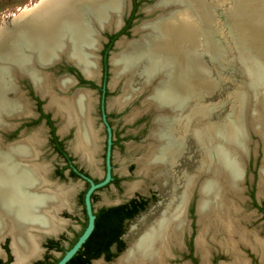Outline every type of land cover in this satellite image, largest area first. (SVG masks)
<instances>
[{"label": "bare ground", "instance_id": "bare-ground-1", "mask_svg": "<svg viewBox=\"0 0 264 264\" xmlns=\"http://www.w3.org/2000/svg\"><path fill=\"white\" fill-rule=\"evenodd\" d=\"M43 1L46 0H42L41 3ZM215 1L220 4H212L209 0H159L155 7L164 13L135 30V33H142L140 39L118 41L117 47L122 51L113 54L111 58L113 72L111 86L116 87L119 81L126 78L125 95L115 100L112 106L123 110L133 99L150 91L140 113L156 109L171 115H157L154 121L157 128L151 136L155 143L137 148L144 152L143 157L137 161L139 165L137 174L147 177L154 175L157 179L166 178L169 176V168L179 164L178 161L185 152V143H181L182 137L176 140L178 124L184 127L185 135L195 136L203 151L199 176L197 174L187 177L180 197L173 196L164 210L152 221L149 218L142 221V231L129 244L126 252L112 264H166V260L172 256L173 248L182 245L187 228V206L201 174L208 175V178L201 184L199 191L197 214L201 229L197 238L198 249L205 252L206 258L209 253L204 236L220 218L221 213L223 218L218 221L223 224L225 230L227 229L230 234L239 233L240 239L244 243L248 242L242 230L231 222L232 211L235 212V208L230 200L225 198L226 193L236 195L243 190L241 184L244 181V161L242 158L240 160V154L248 152L243 138V113L246 104L243 95L238 90L235 116L214 126L209 127L201 122L194 126L197 123L196 115L199 116V121H205L209 115L205 106L196 107L191 112L185 110L189 99L199 104L215 92V88L208 87L210 82L207 80L204 62L198 59L199 56L204 58L205 54H210L213 58L223 55L222 40H227L224 39L221 29L220 10L224 0H213ZM231 1L233 6L228 12L227 25L230 27L232 41H235L240 54L260 60L264 65V0ZM153 9L149 12L152 13L155 10ZM62 13L55 7L53 9V4L40 6L38 2L30 8L22 9L11 18L12 21L0 27V56L19 60L21 55L15 52V47L21 42V34L24 32L36 35L40 40L51 37L55 32L58 36V31L62 28L60 19L70 16H61ZM122 18L123 8L118 2L117 11L113 16L115 20L111 17L110 24L119 23ZM74 37L76 49L73 55L79 61V67L89 79L97 78L99 62L97 64L95 52L100 49L98 40L90 32L84 34L78 32ZM82 45L85 49H80ZM42 57L45 58V55ZM217 60L220 63L224 62L223 57ZM260 70L264 71V68L261 67ZM22 71L32 78L42 95L50 93L52 83L43 78L41 73H34L26 65H23ZM15 74V70L9 67H0L1 129L4 128V118L28 114L27 105L18 97L20 92L9 85L8 80ZM135 83L140 87L135 88ZM70 85L71 81L68 79L58 82V86L63 89ZM9 91L14 92L16 96L9 98L7 96ZM83 93L77 95L72 103L50 93L51 100L47 107L53 109L56 116H62L64 125L61 131L72 124L77 125V143L74 150L93 163L97 150V135L87 120L90 94ZM258 96L260 95L256 98ZM261 112L259 108H254L252 114L257 118L256 125L259 129L257 127L256 130H260L264 137V124L258 122L264 120L262 117L264 114ZM140 113L133 115L130 121ZM34 147L35 143L30 142L16 143L3 148L0 142V232H3L4 228L11 230L10 225L15 232L26 227L27 230L56 233L62 227V222L57 221L52 212L68 204L67 193L59 191L58 186V191L52 189L51 187L55 186L48 182L46 184L49 188L38 192V187L44 184L40 176L43 172L40 168L36 171L34 167L35 170L26 167L28 161L35 155ZM260 174L261 187L264 188V167ZM142 185L131 184L128 194L143 190ZM177 198L179 200L176 202ZM221 207H224V212L219 211ZM214 216L217 218L213 219ZM37 237L35 235L22 239L15 235L12 243L16 256L15 264H28L30 259L41 255ZM256 244L264 255V241H256ZM225 246L229 251L235 252L234 246L228 243ZM254 250H257V247L254 246ZM238 257L232 264H244ZM95 264L103 263L99 261Z\"/></svg>", "mask_w": 264, "mask_h": 264}, {"label": "rangeland", "instance_id": "rangeland-1", "mask_svg": "<svg viewBox=\"0 0 264 264\" xmlns=\"http://www.w3.org/2000/svg\"><path fill=\"white\" fill-rule=\"evenodd\" d=\"M39 0H0V27L8 24V21L11 20L12 17L16 16L20 13L22 9L30 8L36 4ZM159 0H139V11L137 13V19L134 20L132 28L129 32L124 35L127 41H135L140 39L142 33H135V30L139 28L143 23L157 19L160 15L164 13V11H159L158 9H153L156 6V3ZM226 1V2H225ZM212 4H218V1L213 2V0H209ZM231 0H224V4L221 8L220 18L221 19V29L223 30L224 39L222 40V48L223 53L226 51L227 55H233L232 45L228 42V36L231 38L230 27L228 24V12L231 10L233 4L230 3ZM220 4V3H219ZM153 9L154 11L150 13L149 11ZM170 10V9H169ZM168 10V11H169ZM167 11V12H168ZM224 11V13H223ZM161 12V13H160ZM160 13V14H159ZM128 13L125 17V20L128 18ZM228 28V31L226 30ZM229 34V35H228ZM107 37V36H106ZM222 39V38H221ZM121 40V39H120ZM119 40V41H120ZM228 42V45H225ZM102 43V48L100 51H96L97 59L99 60L100 65V76L96 81L97 84H100L101 76H102V64H101V51L103 50L104 44ZM229 47L232 51L229 50ZM122 50L119 48H114L110 54V59L113 57V54H118ZM100 59H99V57ZM97 60V64H98ZM226 59L223 57L224 62L229 63V61H225ZM111 63V61H110ZM209 63V61H208ZM223 63V62H221ZM112 65V64H111ZM110 65L109 77H108V97L106 99L108 112L113 115L111 119V127L114 133H118L124 138V141L119 145L112 147L110 150V158L109 165L112 168V172L120 178L121 184L120 187H115L114 185L103 186V189H100L96 193V198L94 201L95 208L100 206L110 205L117 202H125L134 197H147L151 198L152 202L148 206L147 210L139 215L135 220L128 223L126 228V234L124 237V241L126 243V249H128L129 244L137 237L139 232L142 231V221L146 218H149L152 221L156 216H158L166 207V205L170 202L173 196L180 197L183 192L185 182L187 177L195 176L201 171L202 161H203V151L200 145L198 144L197 139L192 134L185 135L184 127L181 124L177 126V132L175 134L176 140L183 138L181 143H185V152L181 156L178 161V165L176 167L169 168V176L158 178L152 176H144L138 175L137 171L139 169V165L137 161L141 159L144 155V152L141 150H137L139 147H146L150 143H155L151 138L153 131L156 129L154 125V119L157 116V113L154 110H150L144 113H140L143 110V104L145 99L148 98L149 92H144L139 95L137 98L133 99L130 104H128L123 110H120L117 107L112 106L113 102L118 98L125 95L124 86L126 83V78H123L119 81L116 87H112V66ZM61 66V65H60ZM59 66V67H60ZM211 66V65H209ZM232 66V65H230ZM235 67V71L230 73L228 71H224L223 73V84L219 87V82L217 79L218 75L213 70V75L208 76L207 80L210 82L208 87L214 89L215 92L208 96L206 99L198 102L193 101L191 106L187 108V111L191 112L196 107L205 106V110H207V114L205 121H199V116H195V121L197 123L194 126L199 125V123L207 124L209 127L219 124L231 116H235L237 113L236 110V94L238 89H242L244 85V78L238 71L237 66ZM213 68V66H212ZM56 70L58 67L55 68ZM53 69V70H55ZM215 77V78H213ZM98 78V77H97ZM96 78V79H97ZM29 82V81H28ZM217 82V83H216ZM20 84H24V81H21ZM154 84V83H153ZM156 85V84H155ZM135 88L140 87V85H136ZM222 87V88H221ZM139 89V88H138ZM21 90L25 92V95L22 99H24L29 105H33L30 97L23 87ZM29 97V98H28ZM18 98V97H17ZM93 99L98 101V94L96 93ZM92 100V97H91ZM93 101V100H92ZM98 108V106H96ZM95 118L97 119V130L100 131V139L101 143H99L98 131L97 132V150L96 154H94L95 164H90L85 160L82 156H75L74 152V143H66L68 151L76 160V164L79 167L85 169L89 174H91L94 178L103 179L105 176V156L108 155V149H106V138L107 131L104 126L103 121L101 120L98 110ZM185 111V112H187ZM140 113L136 116L133 121H129L133 115ZM208 119V120H207ZM252 119H248V123H250ZM59 126V124H57ZM94 125V123H93ZM10 133V132H9ZM35 134H39L41 139H47L48 133L43 130L41 125H35L30 128L27 132H23L22 135L24 137L16 136L14 140H22L27 139L30 136ZM4 139V137H3ZM72 142V141H71ZM5 143V142H4ZM10 143V142H9ZM6 143V144H9ZM23 144V143H21ZM39 156L36 160L38 164L47 166L49 169L48 179L50 183L56 184L58 187H61L66 191L70 192L69 202L71 205V210L69 212H65L63 217L68 218L69 222L66 226V230L64 234L70 239L74 237V234L77 233L80 228V221L83 220L82 208L78 204V194L84 188L82 183L77 180H65L60 181L56 178L54 171L55 168L60 167L62 165V161L57 158L56 154H54L52 147L49 143L39 144ZM1 147L4 146L1 144ZM6 148V147H5ZM248 152L240 154V160L244 161L245 159V173H244V181L241 185L243 188L242 192H237L231 194L226 193V199H229L231 204L235 208V212L232 211L231 222L235 223V225L241 229L243 234H245V238L247 239V243L243 242L239 237V233H229L225 227H223L222 223H219V219L223 218V213H221L220 218L212 224V227L209 228L208 232L204 236L205 246L208 249V255L206 258L204 257V253L202 250L198 249L197 246V238L199 236V230L201 229L200 225L194 227L195 238H196V251L195 255L199 262V264H212L215 259L217 264H232L237 256L239 261L244 262V264H250L251 253L255 254L258 259L259 264H264V255L262 249L258 248L256 241H264V216L261 212L257 210L254 206L253 201L251 199V194L254 193L256 200L259 204L264 205V188L261 187V169L264 167V143L259 135L254 134L253 131L250 130V140L247 144ZM91 166H90V165ZM110 169V167H109ZM186 173V174H185ZM260 174V176H259ZM208 178V175L201 174L198 178V182L195 186L194 191L192 192L191 198L189 200V205L187 208V216L188 211L191 207L196 206V201L199 197L200 186L205 180ZM157 179V180H156ZM140 183L143 187V190H139L137 192L128 194L129 186L132 184ZM56 189V188H55ZM198 191V193H197ZM139 192V193H138ZM129 195L128 197H126ZM179 200L178 198L176 199ZM199 200V199H198ZM224 200V199H223ZM68 201V199H67ZM198 204V203H197ZM223 203L221 202L222 206ZM239 207V208H238ZM224 207L219 209L220 212L223 211ZM158 211V212H157ZM239 213V214H238ZM229 217V216H228ZM189 218L188 227L186 229V237L189 238L192 232V223L191 220H196L197 216L187 217ZM217 218L214 216L213 219ZM226 219V218H225ZM195 224V223H194ZM220 224V225H219ZM229 225V224H228ZM218 226V227H217ZM223 228H220V227ZM220 229V230H219ZM223 229V231H222ZM240 230V231H241ZM228 232V234H227ZM231 236V238H230ZM229 241V242H228ZM230 244V246H234L235 252L229 251L226 244ZM65 247H68L69 244L66 242ZM254 246L257 247V250H254ZM253 247V248H252ZM178 248V247H176ZM173 251V250H172ZM126 252V251H125ZM124 252V253H125ZM123 253V254H124ZM53 257H60L58 253L52 252ZM182 251L177 249L174 253V258L169 262V264H191L190 261L183 259ZM173 257V255L171 256ZM119 258V257H118ZM117 258V259H118ZM116 259V260H117ZM171 259V258H170ZM114 260L111 263L116 262ZM102 262V261H100ZM95 264V263H94Z\"/></svg>", "mask_w": 264, "mask_h": 264}, {"label": "flooded vegetation", "instance_id": "flooded-vegetation-1", "mask_svg": "<svg viewBox=\"0 0 264 264\" xmlns=\"http://www.w3.org/2000/svg\"><path fill=\"white\" fill-rule=\"evenodd\" d=\"M107 43H108V41H107ZM107 43H105V44H107ZM105 44H104V46H105ZM103 49H104V47H103ZM102 51H101V64H102ZM59 66H57L58 67L57 70L56 69L54 70V73L56 75L55 77L58 79V78H61V76L66 75V74L71 75L67 78H64V79H68L71 81V85L68 88L63 89L60 86H58V82H60L64 79L57 80L56 78H53L50 75H46V74H41V75L43 78L48 79L50 81V83H52V87L49 90L50 93L56 95L60 99H63L67 102L72 103L74 98L77 95L81 94L82 92L90 94V99L92 97L93 101L91 100V102H90V111H89V115H88L87 120H88V122H90V125L92 126V130L94 131V133H96V135H97L96 131H98L99 143H101V139H100V131L97 130V119L95 118V115L97 114L96 110H98V114H99L101 120L103 121L104 126H105L106 131H107L106 149H108V155L105 156V170H106L105 176L103 177L102 180L94 178L85 169H83L82 167H79L76 164V160L71 155V153L68 151L66 143H74V145L77 143V139H76L77 138V132H78L77 125L72 124L66 130L61 131V128L64 125V121H63L62 116H60V115L56 116L54 110L47 107L49 105L50 100H51V98H50L51 94L49 93L47 95H42V93L36 88L31 77H30V79L32 80L34 85L29 80H24V84H22V85L20 84V86L25 89V91L27 92L28 96L30 97L33 105H31V104L29 105V103H27L24 99H22L23 97L19 96V93H18V97H21V99L27 105L26 108H27L28 114L25 116H19V117L15 116L14 118H22V119L21 120H17V119L10 120L9 123H11V125L7 124V123L4 124L3 129H6V130L13 128L14 125L16 127L14 130H10V131L4 133L3 134V137H4L3 140L5 143H9V142L10 143H16V142H18V143H30V142L35 143V147H34L35 155L31 158L30 161H28L26 167L29 168L30 170L35 168L36 171H37V168H40L43 172L40 176L42 177L44 184L42 187H38V192H43V191L47 190L46 187H48V186L46 183L47 182L50 183V181L48 179L49 169L47 168V166L38 164L36 162V160L39 156L38 155L39 154V152H38L39 147L38 146H40L39 144L49 143L50 146L52 147L54 154H56L57 158H59L62 161V165L60 167L55 168L54 174H55L56 178H58L60 181H65V180L77 181V180H79L82 183L81 185H83V187H84L82 189V191H80V193L78 194V204L82 208L83 220L80 221V228L81 229L77 233L74 234L73 238L69 239L64 234L69 220H68V218L67 219L64 218L63 215L65 212H69L71 210V205L69 202L70 192L66 191V193H67L66 199H68V204L63 206L60 210H55L52 212L54 214V217H56V220L62 222V227L59 229V231H57L56 233L55 232L54 233H46L45 231L27 230L26 227H23L21 230H17L15 232V231H12L11 225L9 228L11 230L4 228L3 232H0V264H15L16 256H15V253H14L13 248H12L13 238L15 237V235H18L22 239H28L29 237L35 236V235L38 236L37 242H38V246L41 249V255L39 257H36L35 259H30L28 264H55L56 260L60 259V261H61L63 259V257L66 255V253L75 246L74 245L72 248H70L71 244L74 241H76V243H77L89 226L90 217H89V211H88V206H87V195L94 185L98 186V185L103 184L102 186L96 188L91 193V196H90L91 210H92L93 215L95 216L94 229L96 226L97 214L100 211H102L103 209H109V208L118 207V206H121L124 204H128L132 200H136L138 202L143 201V200H149L148 206L152 202L151 198H147V197L142 196V197L131 198L125 202H117L114 204L100 206L98 208H95L94 201L96 198L97 191H99L100 189H103V186H105V185L107 187L110 185H114L115 187H120L121 180H120V178H118L114 174V172H112V168L109 165V158H110L111 148L122 143L124 141V138H122L120 134H118V133L116 134V133H114V131H112V127H111L110 122H111V119L113 118L112 117L113 115H111L108 112V109L106 106L107 105L106 99L108 97L109 92H108V80L105 81L103 64H102V76H101L100 84L96 83V81L99 79V77H98L99 67H98V71H97V77L98 78L96 79V77H94V78L87 79L74 66H71V65H61L60 67ZM49 77H51V78H49ZM96 93L98 94V101L96 99H93V97L95 96ZM16 99H17V97H16ZM28 106H30V107L28 108ZM96 106H98V108H96ZM24 117H26V118H24ZM132 121H133V119H132ZM93 123H94V125H93ZM57 124H59V126ZM35 125H41V127H43V130L48 133L46 140L41 139L39 134H35L33 136H30L27 139L14 140V138L18 135H19V137H24L22 135V133L24 131L27 132L30 128H32ZM94 128L96 131L94 130ZM96 143H98V139L96 140ZM73 154L75 156L76 155L79 156V154L76 153L75 150H74ZM87 162H89V161H87ZM90 164H92V165L95 164V161L93 163H90ZM109 167H110V169H109ZM108 175L110 176L109 180H107ZM51 184L55 187H51V186L50 187L52 189L58 191L57 185L54 183H51ZM59 191L65 192V190L61 187H60ZM253 193H254V190H253ZM253 193L251 194V199L253 201V204L257 208V210L259 212H261L262 215L264 216V205L259 204L257 202L255 194H253ZM128 196L129 195H127L126 197H128ZM128 198H130V197H128ZM199 198H200V194H199L198 199ZM198 199L196 201L195 208L191 207L189 209L188 216H187V211H186L187 227H188V223H189V218H187V217L197 216L196 220L192 219L190 222V223H192L191 235L189 238H187L186 234H185V232H186V230H185L184 235H183V239H182L181 247L173 248V251H172L173 257H171V259L170 258L167 259L166 264H169V262L171 260H173L175 250H177V249L182 251L183 259L190 261L191 264H199V262L196 258V255H195V251H196L197 246H196L195 231H194V227H193V226H197L199 224V215L197 214L198 213V204L197 203L199 202ZM189 203H188V205H189ZM148 206H147V208H148ZM138 207H141V205H139ZM147 208L145 210L139 212V214L137 216H135L134 219L130 220L127 218L126 220L123 221V232L119 237V241H122L125 243L124 237L126 234V228H127L128 223L135 220L139 215L144 213L147 210ZM187 208H188V206H187ZM52 241L59 243L61 245V247L66 250V252L59 251L56 248H51L50 244ZM66 242H68V244H69L68 247H65V245H64ZM119 245L120 244H118V243L113 244L109 248L108 253H105L104 255H102L98 259L92 260L91 264H94L95 262L101 261L100 259H102L103 264H112L111 262L116 260L123 252H125V250H127L125 248V250L122 253H118V250L120 248ZM125 245H126V243H125ZM52 252L58 253L60 255V257H57V258L53 257V255H51ZM109 254H116L117 256L113 260L107 261L106 257H108ZM250 255H251L250 264H259L257 261L258 259L256 258L255 254L251 253ZM96 260H98V261H96ZM212 264H217L216 259Z\"/></svg>", "mask_w": 264, "mask_h": 264}, {"label": "water", "instance_id": "water-1", "mask_svg": "<svg viewBox=\"0 0 264 264\" xmlns=\"http://www.w3.org/2000/svg\"><path fill=\"white\" fill-rule=\"evenodd\" d=\"M41 1L42 0L38 1V4H40V6L45 5V4H53V9L55 7V9L59 10L61 13L63 12L61 16H69V15L70 16L62 17L60 19L61 20L60 27L62 28L61 30L58 31L59 32L58 36L55 32L51 37H45L44 39L40 40L39 37H37L36 35L34 36L31 33H26V32L22 33L21 42H19L18 46L15 47V52L21 55L19 60H15L13 58L11 59L10 57L2 58L0 56V67H9L15 70V73H16L15 76L12 77V79H9L8 81H9V85L14 86L15 89L20 92L19 96L21 97L25 95V92L21 90L20 82L24 80H29L33 84L32 80L30 79V76L23 73L22 71L23 65L28 66L31 69V71H33L34 73L48 74L52 76L53 78H56L55 77L56 75L53 69H55L57 66L71 65V66L76 67L86 77L85 73L79 67V61L73 55L76 49V41H75L74 36L77 35L78 32H82L83 34L89 33V32L92 33L99 42V46H100L99 51H100L102 48V43L108 41V38L106 37L107 35H113V34H116L122 31V29L126 25L127 19L125 20V17L127 13L130 16L132 9H133V0H107L106 2H104V0H46V1H43V3H41ZM118 2H120V4L122 5L124 18H122L121 22L119 23L117 22L115 24H110V21H111L110 18L112 17L113 19V16L115 12L117 11ZM154 9H156V7ZM171 10H175V9H171ZM226 30L228 31V28H226ZM122 38H125V36L122 35L115 42L113 49L115 47L118 48L117 47L118 41ZM228 39H229L228 42L233 46L232 47L233 51L229 47V50L233 52L232 56L227 55L225 51L222 56H216V58L215 57L213 58L212 56H210V54H205L203 56L204 58L199 56L198 59L204 62L206 73H207L206 75L212 77L213 70L216 72V74L218 75V78H215V77L213 78L218 80L219 87L220 85L222 86L223 84L222 76H223L224 71L233 73V71L236 70L234 66H237L238 71L244 78L243 88L242 89L240 88L238 90L243 95V100L246 103L244 106V113H243V121H244V126H243L244 137L243 138L245 139L244 141L246 143L245 145L247 146V144L249 143L250 130L253 131L254 134L259 135V137L262 139L264 143V137L262 136L261 131L258 130L259 129L258 125H256L257 118H255V116H253L252 114L254 108L256 109L259 108V110L262 111L261 112L262 115L264 114V110H263L264 71L260 70L261 67L264 68V65L260 60H256L254 58L252 59L250 56L244 57L242 54H240L238 50L239 48L238 49L236 48L235 41H232L230 39V36H228ZM228 42H226V45L224 48L225 50L227 48L226 46L228 45ZM36 46H40V47L36 48ZM80 49H85V47H83L82 45ZM43 55H45V58L47 57V60H45V58L42 57ZM219 57H224L226 59L225 61H229L230 64L226 62L220 63L217 60L219 59ZM110 61L111 59L109 57V65H111ZM69 76L71 75L66 74V75L61 76V78H58V79L56 78V79L62 80ZM86 78L89 79L88 77ZM255 95L256 96L260 95V96L256 98ZM7 96L9 98H13L16 96V94L14 92L9 91ZM192 102L193 100L191 99L188 100L185 110L189 106H191ZM154 111L157 113V115L159 114L163 116H165L166 114L170 115L169 113L159 112L156 109ZM262 117L264 118V115ZM250 118L252 119V121L248 123V119ZM13 119L21 120L22 118L7 117L4 119V122L11 125L9 121ZM258 122L264 124L263 119L262 121L259 120ZM153 123L156 126L155 122ZM15 127L16 126L14 125L13 128H10L8 130H4L0 128V142L4 147L18 143L16 142V143L6 144L4 143V140H3V134L10 130H14ZM257 127L258 129L256 130ZM245 160H244V166H243L244 173H245V164H246ZM109 178L110 176L108 175L107 180H109ZM102 185L103 184L98 185V186L94 185L87 195V206H88L89 217H90V223H89L87 230L82 235V237L79 239V241L75 244V246L66 253V255L63 257V259L58 264H67L78 253V251L82 248L86 240L90 237L91 233L93 232L95 216L93 215L92 210H91L90 196H91V193L96 188Z\"/></svg>", "mask_w": 264, "mask_h": 264}, {"label": "trees", "instance_id": "trees-1", "mask_svg": "<svg viewBox=\"0 0 264 264\" xmlns=\"http://www.w3.org/2000/svg\"><path fill=\"white\" fill-rule=\"evenodd\" d=\"M139 0H133V9L131 15L126 20V25L119 33L113 35H107L108 43L105 44L102 51V64L104 68L105 81L109 77V57L110 52L113 51L115 42L122 36L126 35L133 26L134 20L137 19V13L139 11ZM149 204V200L136 201L132 200L128 204H124L118 207L109 209H103L97 214L96 226L90 237L86 240L82 248L67 264H91L92 260L100 258L105 253H108L109 248L113 244H120L118 253H122L126 245L124 242L119 241V237L123 232V221L127 218L132 220L139 214V212L145 210ZM141 205V207H138ZM76 241L71 244L72 248ZM51 248H56L59 251L66 252L64 248L57 242H51ZM117 255L109 254L106 257L107 261L113 260ZM60 259L56 260L57 264Z\"/></svg>", "mask_w": 264, "mask_h": 264}]
</instances>
